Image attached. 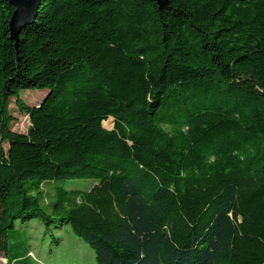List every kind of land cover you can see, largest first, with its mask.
<instances>
[{
	"label": "trees",
	"instance_id": "trees-1",
	"mask_svg": "<svg viewBox=\"0 0 264 264\" xmlns=\"http://www.w3.org/2000/svg\"><path fill=\"white\" fill-rule=\"evenodd\" d=\"M14 10L0 0L8 263L30 264L10 240L41 219L96 264H264V0H43L18 41ZM75 179L93 183L61 185Z\"/></svg>",
	"mask_w": 264,
	"mask_h": 264
},
{
	"label": "rangeland",
	"instance_id": "rangeland-1",
	"mask_svg": "<svg viewBox=\"0 0 264 264\" xmlns=\"http://www.w3.org/2000/svg\"><path fill=\"white\" fill-rule=\"evenodd\" d=\"M47 92V89L24 90L21 92V96L25 102L35 105L36 102L43 100ZM10 108L16 117L12 124L13 130L19 133H27L30 127L29 116L19 111L15 98L11 100ZM104 125L107 128H113V119L110 118L104 122ZM7 146L8 144H5L6 148ZM92 183L91 179H75L63 181L61 185L68 189H88ZM55 185L54 182L43 184L44 205L54 198ZM58 225L59 223L54 226ZM17 226L19 234L11 237L9 249L11 253L31 250L30 254L33 257H27L30 264H96L94 250L78 237L69 225L49 229L41 219H33L25 224L18 223ZM23 263L18 262L17 264ZM0 264H9L2 252H0Z\"/></svg>",
	"mask_w": 264,
	"mask_h": 264
},
{
	"label": "water",
	"instance_id": "water-1",
	"mask_svg": "<svg viewBox=\"0 0 264 264\" xmlns=\"http://www.w3.org/2000/svg\"><path fill=\"white\" fill-rule=\"evenodd\" d=\"M43 0H9L15 7L10 20L11 38L18 41L19 32L36 18ZM160 8H164L167 0H157Z\"/></svg>",
	"mask_w": 264,
	"mask_h": 264
}]
</instances>
